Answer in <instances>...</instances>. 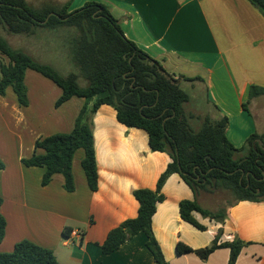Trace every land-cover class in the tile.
I'll return each instance as SVG.
<instances>
[{"label": "crops", "instance_id": "1", "mask_svg": "<svg viewBox=\"0 0 264 264\" xmlns=\"http://www.w3.org/2000/svg\"><path fill=\"white\" fill-rule=\"evenodd\" d=\"M91 1L105 5L125 37L160 61L177 81L188 95L184 110L191 116L190 126H201L205 117H226L225 135L236 149L251 134L264 133V95L248 98L251 86L264 88V16L247 0H71L68 12ZM65 29L38 27L32 35L10 37L7 43L54 68L49 62L55 55L51 40L67 39ZM29 83L34 86L29 88ZM24 85L27 106L17 103L11 89L0 95V217L5 221L0 253H10L16 243L27 240L50 250L59 264H154L142 233L109 254L101 252V245L111 230L136 217L138 203L132 192L154 190L170 158L151 151L143 130L125 127L112 107L102 105L88 119L97 190L87 186L82 150L72 160L74 191H65L60 174L42 186L44 169L26 167L22 160L33 154L37 140L69 133L85 100L72 97L55 107L61 90L32 70L25 71ZM197 102L201 108L193 105ZM161 194L165 199L157 204L151 225L167 264H227L226 248L205 260L194 253H175L178 242L192 249L210 246L219 229L220 242L238 239L245 244L234 264H264V249L249 252L251 244L264 246V202L229 206L223 224L194 214L205 228L199 231L179 216L180 201L194 196L178 174L167 178ZM196 200L201 203L200 195Z\"/></svg>", "mask_w": 264, "mask_h": 264}, {"label": "trees", "instance_id": "2", "mask_svg": "<svg viewBox=\"0 0 264 264\" xmlns=\"http://www.w3.org/2000/svg\"><path fill=\"white\" fill-rule=\"evenodd\" d=\"M264 16V0H247ZM71 0L53 6L34 8L25 0H0V26L13 35H32L36 28H72L73 58L81 70L85 86H80L76 74L63 76L50 65L39 63L30 56L13 49L0 37V95L7 89L14 93L20 106H27L24 85L26 70H32L50 80L60 90L55 102L60 106L72 97L85 100L73 129L69 133L54 134L37 140L34 152L22 160L26 167L44 169L41 185H47L54 174L63 176V188L74 191L72 160L82 150L81 169L90 191L97 190V167L93 134L89 117L102 106L114 109L116 119L128 128L143 130L148 147L153 152L165 153L170 162L157 179L154 190L137 189L132 192L138 203L137 215L123 221L111 230L101 245V252L109 254L124 242L142 233L145 246L153 256L154 264H167L152 231V217L158 203L164 201L161 188L171 174H178L192 191V200L180 201L179 216L199 231L194 214L223 224L227 212L211 211L196 200L202 193L226 191L236 203L264 202V133L251 134L239 149L226 138L227 118L212 121L203 119L200 130L194 132L190 115L184 105L188 95L176 80L168 75L160 61L153 59L122 32L119 21L108 8L98 2H87L81 8L68 12ZM51 14V15H50ZM50 15V16H49ZM49 16V17H48ZM48 19L45 21V19ZM45 21V22H44ZM264 95V88L251 86L248 98ZM246 104L242 106L246 109ZM244 151L243 157H235ZM4 164L0 159V170ZM5 233V221L0 217V242ZM221 230L210 246L192 249L180 242L175 245L177 255L194 253L205 260L217 249L229 250L227 264H234L245 245L238 239L220 242ZM0 264H59L53 253L27 240L15 244L12 252L0 253Z\"/></svg>", "mask_w": 264, "mask_h": 264}, {"label": "rangeland", "instance_id": "3", "mask_svg": "<svg viewBox=\"0 0 264 264\" xmlns=\"http://www.w3.org/2000/svg\"><path fill=\"white\" fill-rule=\"evenodd\" d=\"M26 1V0H25ZM27 2L29 5H31L34 8H42L44 7L43 5L47 6V0H28ZM49 5H53V6H58L60 5V3H55L52 4L50 3ZM37 29V28H36ZM67 29V30H66ZM65 30L68 31V35L69 37L67 39H63L62 37H53V34L55 32H53V34H48V36H52L53 39L51 40V42L53 43V53H55V55L53 56V61H49L50 64L54 65V68L57 70V72H59V74L66 76L68 74H76L78 76V83L80 86H85L86 85V80L83 77V74L81 72V70L79 69L78 65L75 63L74 58H73V49H74V44L73 41L71 39V35H75L74 37L76 38V31L72 28H66ZM54 30V29H51ZM63 30V31H65ZM0 37L4 38L6 41H11L10 37H13V39H18L19 37H21V39H24V35H13V34H9L8 32L5 31V29L2 28V26H0ZM44 39V38H43ZM46 42L50 41V39H45ZM14 47V46H13ZM16 48V47H14ZM31 86H34V84H30L29 83V88H31ZM27 95V94H26ZM200 97V95H199ZM199 101V99H197ZM195 106H197L198 108L202 107V104L197 102V104H193ZM195 122H193V125L191 126V129L194 132H197L198 130H200L201 126L199 127H195ZM246 155V152L241 151L235 154V157H243ZM80 169V168H79ZM201 197V203L200 205L203 208H206L208 210L211 211H217L219 209H224L226 212L229 209V204L233 202V198L232 196L226 192V191H215L213 193H205L202 192L199 194ZM202 237V236H200ZM204 237V236H203ZM256 247V248H254ZM264 249V246L261 245H255V244H251L249 245V252L252 253V255L257 254V251ZM258 256V255H257ZM259 257V256H258ZM257 257V258H258Z\"/></svg>", "mask_w": 264, "mask_h": 264}, {"label": "water", "instance_id": "4", "mask_svg": "<svg viewBox=\"0 0 264 264\" xmlns=\"http://www.w3.org/2000/svg\"><path fill=\"white\" fill-rule=\"evenodd\" d=\"M50 15H51V14H50ZM50 15H49V16H50ZM49 16H48V17H49ZM48 17L45 19V21L48 19ZM45 21H44V22H45Z\"/></svg>", "mask_w": 264, "mask_h": 264}, {"label": "built area", "instance_id": "5", "mask_svg": "<svg viewBox=\"0 0 264 264\" xmlns=\"http://www.w3.org/2000/svg\"><path fill=\"white\" fill-rule=\"evenodd\" d=\"M77 235V233H75Z\"/></svg>", "mask_w": 264, "mask_h": 264}]
</instances>
